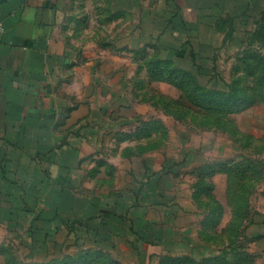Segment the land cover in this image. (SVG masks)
<instances>
[{
	"label": "crops",
	"instance_id": "crops-1",
	"mask_svg": "<svg viewBox=\"0 0 264 264\" xmlns=\"http://www.w3.org/2000/svg\"><path fill=\"white\" fill-rule=\"evenodd\" d=\"M0 24V264H126L123 254L140 264H258L264 210L254 200L264 186L243 177L264 176V152L244 144L264 149V129L246 141L237 123L228 133L222 125L228 154L172 158L205 176L195 191L204 223L223 231L220 244L184 230L181 210L192 213L174 184L168 197L164 178L112 192L100 179L105 141L121 154L127 144L115 145L132 142L135 122L123 111L134 88L188 81L192 94L220 99L207 109L222 123L264 105L255 89L264 81V0H0ZM239 81L253 85L247 107ZM150 158L139 156L141 173ZM127 241L137 243L132 253H123Z\"/></svg>",
	"mask_w": 264,
	"mask_h": 264
},
{
	"label": "rangeland",
	"instance_id": "rangeland-1",
	"mask_svg": "<svg viewBox=\"0 0 264 264\" xmlns=\"http://www.w3.org/2000/svg\"><path fill=\"white\" fill-rule=\"evenodd\" d=\"M224 66L228 67L225 64L222 67ZM261 71H264V64ZM183 84L185 86L175 88L166 83H155V88L151 86L142 89L137 87L134 88L131 98L127 95L131 99L129 102L132 103L133 108L127 109L123 113H126L127 118L133 117L135 122L133 124L132 142L115 145L117 149L118 146L120 148L127 144L121 154L119 151L115 152V149L111 150L113 145L109 143L108 139L106 140L107 143L105 141L104 152L101 155L106 156L109 167L102 170L103 172L106 171V175L101 176L100 189L103 192H112L120 188H126L129 191L139 190L140 186L145 183L153 184L156 183L157 178H164L170 188L168 197L172 200V186L174 184L175 189L178 190V200L182 205L187 206L192 213L190 215L181 210L179 222L184 230L193 234L198 232L200 235L207 236L209 242L220 244L223 231L220 230L219 224H214L215 219L210 220L208 224L204 223L205 221L202 220L204 196H199L195 191L197 184L202 183L205 176L196 170L194 171L191 165H183L184 161L172 158L183 154L186 156L197 154L200 158L195 162H202L205 157L215 158L223 153L228 154L231 151V145L225 143L226 137L219 132L221 126L223 125L228 133L231 132V125L237 123L246 133V141L250 139L251 134L258 136L264 129V105L247 107L253 103L255 98L253 97V85H251L252 82L239 81V88H243L245 91L242 94L244 96L243 102L240 103L247 108L238 112L230 111L229 114L234 117L235 122L230 118V120L227 121L226 119L225 123H222L220 112L210 110L211 108L207 109L209 105H212L213 109H217L216 106L220 103V99L209 100L203 94L194 95L195 92L194 94L191 93L189 82L184 81ZM259 88L264 89V81L261 80L260 84H256L255 89ZM257 99V101H263L262 97H257ZM141 119L146 122L144 123V130L136 127ZM212 125H216L218 130H212ZM145 137L148 139L147 143L142 142V138ZM252 149L261 153L264 152L263 145H253L251 142L244 144L245 151ZM145 152L152 158L148 161L149 168L144 169V172L141 173V164L144 166L145 162L141 161L139 156ZM131 157L133 158L131 159ZM251 173V170L245 173L243 177L245 182H250L249 184L252 185V180L255 178V183L264 186V176L260 175L256 178V175ZM214 179L217 184L216 193L219 198L223 199L224 177L217 175ZM254 201L260 204V209L263 211L264 198L256 199L255 197ZM169 204L172 205V203ZM138 231L139 227L134 226L133 233L135 236ZM227 232L233 237L236 234L235 226L229 228ZM228 241L231 242L230 237ZM122 247H124L123 253L125 249L132 253V250L137 249V243L127 241V245H122ZM156 251L158 248L155 246L148 248V252ZM123 261L126 264H140L139 259L136 261L131 254L128 256L123 254ZM257 262L264 264V257L257 259ZM148 264L155 263L149 260ZM161 264H175V262L166 258L161 261ZM181 264H188V261L182 259Z\"/></svg>",
	"mask_w": 264,
	"mask_h": 264
},
{
	"label": "trees",
	"instance_id": "trees-1",
	"mask_svg": "<svg viewBox=\"0 0 264 264\" xmlns=\"http://www.w3.org/2000/svg\"><path fill=\"white\" fill-rule=\"evenodd\" d=\"M227 99L233 100V95H231V94L228 95V96H227Z\"/></svg>",
	"mask_w": 264,
	"mask_h": 264
},
{
	"label": "built area",
	"instance_id": "built-area-1",
	"mask_svg": "<svg viewBox=\"0 0 264 264\" xmlns=\"http://www.w3.org/2000/svg\"><path fill=\"white\" fill-rule=\"evenodd\" d=\"M3 30V27H2V25L0 24V31H2Z\"/></svg>",
	"mask_w": 264,
	"mask_h": 264
}]
</instances>
